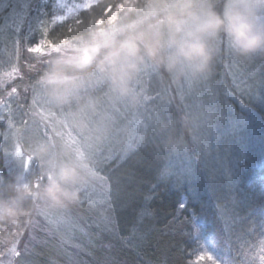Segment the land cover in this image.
Listing matches in <instances>:
<instances>
[{"label":"rangeland","instance_id":"rangeland-1","mask_svg":"<svg viewBox=\"0 0 264 264\" xmlns=\"http://www.w3.org/2000/svg\"><path fill=\"white\" fill-rule=\"evenodd\" d=\"M38 1L0 0V148L7 168L18 181H27L29 172L34 171L35 185L46 179L42 176L39 157L33 154L35 145L64 131V125L58 121L69 110L55 109L49 103L41 83L45 73L42 69L44 65L49 67L63 51H70V45L79 43L54 44L40 39L37 43L42 40L41 43L33 50L35 54H30L34 64L27 67L30 59L22 56L20 36ZM42 1L53 3V9L57 10L52 15L55 22L60 17L61 20L71 17L77 8L96 0ZM26 70L35 74L32 84L19 82ZM177 84V95L167 88L159 93L163 85L161 77L151 71L143 75L138 86L140 102L135 106L121 105L109 130L83 142L91 175L80 200L64 207L36 201L22 223L17 220L12 226L8 222L7 233L0 235V264H43L45 252L41 247L64 252L70 259L78 260L96 238L91 231L95 222L86 216L94 213L97 221L101 215L105 216L116 168L135 152L145 150L150 153L152 164L161 167L163 176L174 177L195 188L200 181L207 188L210 183L219 188H230L236 183L241 161L264 152V120L253 105L258 104L264 111V55L240 58L223 43L211 77ZM233 89L245 98L237 97ZM147 90L151 95L148 96ZM229 94L238 100L239 114L229 105ZM94 95L103 100L105 86L97 85ZM24 98L29 100V105L23 104ZM180 118L190 123L192 148L182 134ZM71 205L83 206L88 213L76 212ZM52 261L58 263L56 259Z\"/></svg>","mask_w":264,"mask_h":264},{"label":"clouds","instance_id":"clouds-1","mask_svg":"<svg viewBox=\"0 0 264 264\" xmlns=\"http://www.w3.org/2000/svg\"><path fill=\"white\" fill-rule=\"evenodd\" d=\"M126 9L56 56L41 77L53 108L69 109L58 121L64 131L35 145L46 179L0 196V223L28 215L29 201L80 200L91 175L83 142L109 130L121 105L140 102L147 71L174 82L209 78L223 43L240 58L264 55V0H129ZM100 84L103 100L94 95Z\"/></svg>","mask_w":264,"mask_h":264},{"label":"trees","instance_id":"trees-1","mask_svg":"<svg viewBox=\"0 0 264 264\" xmlns=\"http://www.w3.org/2000/svg\"><path fill=\"white\" fill-rule=\"evenodd\" d=\"M128 3L129 0H96L77 8L71 17L53 22V12L57 11L53 3L39 0L21 30L22 56L30 59L28 48L40 39L54 44L80 41L90 30L102 26L101 21L106 25L112 17L123 15ZM33 60L30 59L28 68ZM48 68L44 65L42 71ZM26 72L19 82L32 84L35 74L31 70ZM160 77L163 85L158 92L167 88L177 95L178 82L167 74ZM146 93L151 95L150 90ZM234 94L245 98L236 90ZM23 100L25 106L29 105L27 98ZM228 101L234 113L239 114L234 95L229 94ZM253 105L264 120L263 109ZM179 125L192 148L189 121L180 118ZM144 151L130 155L116 168L105 216L101 215L99 221L94 213L86 216L95 222L91 231L96 237L85 246L86 253L73 260L64 252L41 247L45 252L43 264H53L52 258L59 264H264V152L241 161L236 183L230 188H219L213 183L207 188L201 181L195 188L163 176L161 167L152 164L150 153ZM5 162L0 148V196L10 195L19 182ZM36 176L34 171L29 172L27 182L35 186ZM32 206L31 201L26 204L29 211ZM70 207L88 213L83 206ZM27 216L18 220L22 223ZM7 223H0L1 236L8 231ZM55 242L59 243L56 239ZM206 255L213 259H201Z\"/></svg>","mask_w":264,"mask_h":264},{"label":"snow or ice","instance_id":"snow-or-ice-1","mask_svg":"<svg viewBox=\"0 0 264 264\" xmlns=\"http://www.w3.org/2000/svg\"><path fill=\"white\" fill-rule=\"evenodd\" d=\"M63 17H60V18H58L59 20H61ZM43 40V39H42ZM41 40V41H42ZM41 41L39 42V43H37L36 45H34V46H31V47H29L28 48V51L30 52V53H32V54H35L34 53V49H35V47L37 46V45H39L40 43H41ZM19 78H22V77H19ZM19 91V89H14V92H18ZM206 258H210V259H213L212 257H211V255H206V256H202L201 257V259H206Z\"/></svg>","mask_w":264,"mask_h":264}]
</instances>
